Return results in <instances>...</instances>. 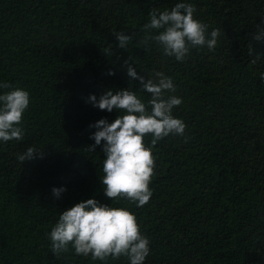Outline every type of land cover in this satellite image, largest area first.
<instances>
[{
	"label": "trees",
	"instance_id": "trees-1",
	"mask_svg": "<svg viewBox=\"0 0 264 264\" xmlns=\"http://www.w3.org/2000/svg\"><path fill=\"white\" fill-rule=\"evenodd\" d=\"M175 2L0 0V80L31 97L23 140L0 143V264H127L126 257L93 261L71 246L54 255L47 239L59 212L76 202H111L99 181L104 153L100 145L89 148L90 125L122 110H102L86 98L128 87L147 101L150 93L128 76L125 59L139 75L173 77L183 97L173 114L190 137L151 145L152 195L144 206L113 201L129 208L149 237L144 264H264V58L251 62L264 57V40L252 39L264 24V0H191L194 15L220 35L214 52L192 49L184 61L143 44L148 13ZM118 31L134 35L126 50ZM28 146L40 154L18 161ZM61 185L57 198L51 189Z\"/></svg>",
	"mask_w": 264,
	"mask_h": 264
},
{
	"label": "clouds",
	"instance_id": "clouds-1",
	"mask_svg": "<svg viewBox=\"0 0 264 264\" xmlns=\"http://www.w3.org/2000/svg\"><path fill=\"white\" fill-rule=\"evenodd\" d=\"M196 11L191 0H177L170 9L153 8L142 26L144 46L154 43L164 56L176 61H184L192 49L206 48L214 52L220 30L209 31V25L194 15ZM113 34L118 47L124 50L133 42V34L124 31ZM252 39L264 40V24L255 26ZM250 52H255L253 47ZM259 58L264 57L258 53L251 62L255 64ZM123 63L128 76L140 81L139 87L150 93V98L145 101L128 87L107 89L99 98L88 94L86 102L94 107L109 112L115 109L117 113L122 110L111 122L102 117L90 125L95 131L90 133L94 144L89 148L100 145L104 153V175L99 181L111 202L106 204L89 197L59 212L47 233L54 255L66 252L71 246L76 255L93 261L126 257L127 264H144L151 252L149 237L140 231L135 214L127 207L113 206V201L124 198L136 207L144 206L152 195L149 184L156 158L151 145L169 135L178 136L185 143L190 137L185 132V122L173 114L174 108L183 103V97L175 94L177 85L173 77L159 70H154L151 77L139 75L132 60L129 63L125 59ZM108 74H114L111 68ZM30 103L27 89L0 80V143L23 140V115ZM146 136L150 138L148 144H145ZM39 149L28 146L16 158L20 162L31 159L34 154H40ZM65 190L63 185L51 189L57 198Z\"/></svg>",
	"mask_w": 264,
	"mask_h": 264
}]
</instances>
